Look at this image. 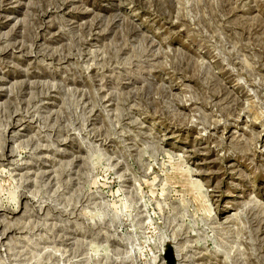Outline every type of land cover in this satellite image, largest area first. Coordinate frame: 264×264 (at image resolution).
Here are the masks:
<instances>
[{
  "label": "rangeland",
  "instance_id": "1",
  "mask_svg": "<svg viewBox=\"0 0 264 264\" xmlns=\"http://www.w3.org/2000/svg\"><path fill=\"white\" fill-rule=\"evenodd\" d=\"M0 264H264V0H0Z\"/></svg>",
  "mask_w": 264,
  "mask_h": 264
}]
</instances>
